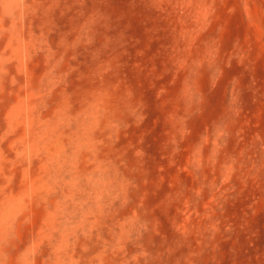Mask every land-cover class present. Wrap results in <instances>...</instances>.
I'll return each mask as SVG.
<instances>
[{
    "label": "rangeland",
    "instance_id": "1",
    "mask_svg": "<svg viewBox=\"0 0 264 264\" xmlns=\"http://www.w3.org/2000/svg\"><path fill=\"white\" fill-rule=\"evenodd\" d=\"M0 264H264V0H0Z\"/></svg>",
    "mask_w": 264,
    "mask_h": 264
}]
</instances>
